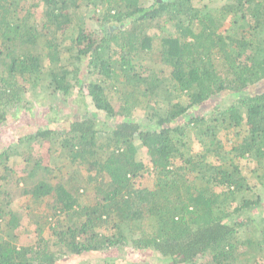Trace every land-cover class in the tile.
I'll use <instances>...</instances> for the list:
<instances>
[{"label": "trees", "instance_id": "16d2710c", "mask_svg": "<svg viewBox=\"0 0 264 264\" xmlns=\"http://www.w3.org/2000/svg\"><path fill=\"white\" fill-rule=\"evenodd\" d=\"M204 2L0 0V126L28 116L0 153V264H264V201L247 193L264 187V91H249L264 83V0ZM42 90L85 109L38 117L27 97ZM37 146L76 170L56 176Z\"/></svg>", "mask_w": 264, "mask_h": 264}, {"label": "rangeland", "instance_id": "374dc122", "mask_svg": "<svg viewBox=\"0 0 264 264\" xmlns=\"http://www.w3.org/2000/svg\"><path fill=\"white\" fill-rule=\"evenodd\" d=\"M225 2H226V0H205L204 4L206 3L208 5V9H209L212 7L219 8ZM38 17H40V15L37 16L36 18H38ZM94 22H95L94 20L91 22V26H93V27L95 25ZM88 23L89 22H86V26H88ZM228 25H229V21H228L227 26ZM149 65L154 66V69H156V70L164 69V66L162 64H159V63L154 64V63H152V61H150ZM42 91H43V93L39 97L40 100H38L37 97L33 98L30 96V99L27 97V99L29 100V111L34 113V115H37L38 117L52 115L51 113L54 110L50 112V109H49L50 104H56V105H59L60 103L62 104V107H60L59 112L54 111V113L52 115V117L54 115L59 116L60 117L59 120L62 118H77L78 115L80 116L79 113L81 111H84V109H85V107H81V105H80L81 96L76 95L75 93L74 94L72 93L69 95H63L60 93H56V94L51 95V94H48V92H46L44 90H42ZM249 91L250 92L264 91V83H260V84H257V85L250 87ZM233 100H234V97L231 94L228 95L226 98L224 96H219L218 98H213L212 101L208 103V106H207L205 111L200 110V109H198L197 111H198V113L202 112V114H208V113H211L213 111V109L211 108L212 106H215L216 104H218V105H220V108L223 109V108L228 107L230 104H232ZM84 101H86L85 104L88 103L87 105L89 106L88 109H90V111L95 110L94 105L91 103L89 96H86ZM25 113H26V110L24 109V111L20 113L19 118H15V120H14V118H11L9 122L0 126V153L3 152L4 149L8 145L15 142L16 133H17L15 130V126L17 124H19L22 119L28 117L25 115ZM136 114H137L136 117L138 119H140V117H144L145 112L142 111L141 109H139L136 111ZM25 122H26V120H25ZM238 129L240 131L242 130V132H243L242 136H244L245 125L243 124V126L238 127ZM223 137H224L225 142L227 143L228 139L225 136V134ZM227 146H228V148H231L232 144L228 143ZM35 149H37L36 151H38V153L42 154L45 164H48L54 168V170H55L54 174L56 176L61 175V174L67 175L69 173H72L73 170L76 168L74 165H72V162H70L69 159L62 158L61 153H58L56 151L55 152L51 151V153H50L45 148H42L39 146H37ZM27 163L28 162L26 161V158L24 159V156L18 157V156L12 155V154L10 156V160L8 161V164L13 165L16 168V170H18V171L25 169L23 167L27 166ZM2 168L3 167L1 166L0 170H2V172H3L4 170ZM26 169H27V167H26ZM137 182H139V180ZM140 184H141V186L152 187L154 184L153 176H151L150 174H145L143 176V178L140 179ZM136 185H139V183H136ZM250 185H251V188H250V190L247 191V193H249L251 195H255V196L261 194L263 197L262 200L264 201V187L259 184L257 179L251 180ZM6 186L8 187L9 190H11L13 192L14 197H16L17 196V193H16L17 192L16 191L17 185L12 181H8L6 183ZM96 200H99V198L97 197ZM13 207H14V209H16L20 213H22L23 217H25L26 219H28L27 218L28 217L27 211H29L30 209H35V210L40 209V207H38V205H36L31 199L28 201L26 196L23 197L19 201V203L15 202V206H13ZM263 207L264 206H261V208H257L252 212V217L256 219L254 221V223L256 221H257V223H261V221H260L261 218L257 217L256 214L260 213V211L258 209L262 210V209H264ZM251 226H254V225H251ZM113 251H116V250H113ZM120 252H122L121 255L123 257V256H125V253L128 251H120ZM112 253L113 252H110V254H112ZM133 253L135 254L134 257L141 258V260L145 261L147 264H155V263L159 262V260L156 257H150L149 258L146 256L145 253H142V252H133ZM94 262H96V261H94Z\"/></svg>", "mask_w": 264, "mask_h": 264}, {"label": "water", "instance_id": "95a60500", "mask_svg": "<svg viewBox=\"0 0 264 264\" xmlns=\"http://www.w3.org/2000/svg\"><path fill=\"white\" fill-rule=\"evenodd\" d=\"M114 27V26H113ZM113 29V28H112Z\"/></svg>", "mask_w": 264, "mask_h": 264}]
</instances>
